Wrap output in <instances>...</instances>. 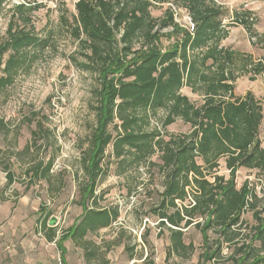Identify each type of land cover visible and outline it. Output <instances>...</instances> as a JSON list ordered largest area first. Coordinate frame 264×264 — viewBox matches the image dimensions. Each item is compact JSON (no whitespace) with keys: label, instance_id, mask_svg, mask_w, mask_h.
<instances>
[{"label":"trees","instance_id":"obj_1","mask_svg":"<svg viewBox=\"0 0 264 264\" xmlns=\"http://www.w3.org/2000/svg\"><path fill=\"white\" fill-rule=\"evenodd\" d=\"M24 1L12 5V18L0 41V90L32 61L31 50L48 46L52 34L35 32L31 15L41 6ZM4 2L0 0V6ZM158 5L167 6L155 18L151 10ZM172 7L191 18L192 33L175 21ZM74 10L72 23L64 16L61 21L84 51L82 62L75 65L96 75L99 86L94 127L81 157L82 212L55 241L62 264L66 241L81 245L88 258L92 254L87 235L109 228L117 219L116 212L97 205L96 189L106 176L109 146L115 159L125 161L130 155L137 164L159 153V220L167 225L169 256L189 258L194 253L193 244L184 243L183 232L194 227L203 247L197 264L222 258L225 246L233 247L227 258L232 264H264V193L260 197L248 180L238 188L235 182L238 170L264 173V90L259 98L252 92L235 96L233 53L220 46L228 36L225 20L256 37L251 14L230 15L214 0H77ZM254 71L264 74V59ZM185 87L200 92L203 101H191L181 92ZM159 114L161 130L152 122ZM177 119L189 125V132L166 134L163 130ZM24 151H30V145ZM51 166L52 160L44 167L39 163L31 168L30 178L46 179ZM221 169L228 177L219 175ZM6 176L10 184L12 174ZM247 208L254 224L249 241L239 245ZM49 217L46 213L43 229ZM47 231V241H54V228Z\"/></svg>","mask_w":264,"mask_h":264},{"label":"rangeland","instance_id":"obj_2","mask_svg":"<svg viewBox=\"0 0 264 264\" xmlns=\"http://www.w3.org/2000/svg\"><path fill=\"white\" fill-rule=\"evenodd\" d=\"M214 1L230 15L251 14L256 37L251 38L241 25H230V20H225L228 36L220 46L233 53L230 69L235 76L236 94L253 90L259 98L264 89V74L254 70L264 59V1ZM24 2L5 0L0 6V41L12 18V5ZM28 2L41 6L31 15L35 32L40 36L52 34L48 46L44 50H31L28 55H34L32 61L10 86L0 90V264H62L55 241L82 212L81 157L95 123L99 83L96 75L75 65L82 62L84 51L61 21L64 16L72 23L77 0ZM163 6L151 10L152 16L160 18L167 5ZM180 11L178 18L183 23L187 13ZM162 118L159 114L152 122L159 126ZM175 122L162 130L168 135L188 133L189 125L180 119ZM109 130L113 131V125ZM33 131H36L34 139ZM27 144L30 151L25 152ZM159 156L154 153L137 164L130 155L119 161L113 157L111 146L106 149L104 167H108L106 176L97 185L96 194L100 196L97 205L116 212L117 219L109 228L87 235L86 247L92 254L88 258L81 245L66 241V264H197L203 247L201 234L194 227L183 230L184 243L191 242L194 253L189 258L168 255L167 225L161 226L159 220L163 183ZM50 160L52 166L46 179L30 178L31 168L39 163L44 167ZM7 172L12 174L10 184ZM218 173L228 177L223 169ZM245 180L255 185L260 197L263 195L264 173L238 170L237 188ZM46 213L50 214L48 222L54 219L55 224L49 226L47 222L43 229ZM242 219L244 225L236 241L239 245L249 241V229L254 224L251 210L247 208ZM47 228L55 230L52 242L46 239ZM232 251L233 247L225 246L223 257L207 264H232L227 259Z\"/></svg>","mask_w":264,"mask_h":264},{"label":"built area","instance_id":"obj_3","mask_svg":"<svg viewBox=\"0 0 264 264\" xmlns=\"http://www.w3.org/2000/svg\"><path fill=\"white\" fill-rule=\"evenodd\" d=\"M172 10L174 12V19L175 21L182 27H184L186 30H188L190 33H192L194 31V24L191 20V18L186 14L183 16L182 20L183 23L181 21V19L178 18V14L181 13L180 9L172 7ZM154 125H156L158 127V130H161L160 127L153 122Z\"/></svg>","mask_w":264,"mask_h":264},{"label":"crops","instance_id":"obj_4","mask_svg":"<svg viewBox=\"0 0 264 264\" xmlns=\"http://www.w3.org/2000/svg\"><path fill=\"white\" fill-rule=\"evenodd\" d=\"M181 92H182V94L186 95L191 101H196L195 99H203V95L200 94V92L193 93L189 87L183 88ZM247 92H252L253 93V90H248L246 92L239 93V94H236V90L233 91V93H234L235 96H241V97L244 96ZM253 94H256V93H253ZM202 101L203 100H200L199 102H197V104L201 103ZM175 123H173L172 125H174ZM172 125H170V126H172ZM186 125H188V124H186Z\"/></svg>","mask_w":264,"mask_h":264},{"label":"water","instance_id":"obj_5","mask_svg":"<svg viewBox=\"0 0 264 264\" xmlns=\"http://www.w3.org/2000/svg\"><path fill=\"white\" fill-rule=\"evenodd\" d=\"M55 224V220L54 219H51L49 222H48V225L49 226H53Z\"/></svg>","mask_w":264,"mask_h":264}]
</instances>
